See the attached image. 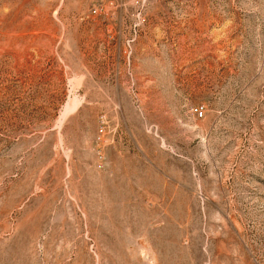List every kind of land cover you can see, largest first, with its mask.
<instances>
[{
  "label": "rangeland",
  "instance_id": "1",
  "mask_svg": "<svg viewBox=\"0 0 264 264\" xmlns=\"http://www.w3.org/2000/svg\"><path fill=\"white\" fill-rule=\"evenodd\" d=\"M0 264H264V0H0Z\"/></svg>",
  "mask_w": 264,
  "mask_h": 264
},
{
  "label": "built area",
  "instance_id": "2",
  "mask_svg": "<svg viewBox=\"0 0 264 264\" xmlns=\"http://www.w3.org/2000/svg\"><path fill=\"white\" fill-rule=\"evenodd\" d=\"M95 10L94 9H92V12H94ZM192 112H193V114L195 115V116H198V117H200V116H202V113H203V111H202V107L201 106H194L193 108H192Z\"/></svg>",
  "mask_w": 264,
  "mask_h": 264
}]
</instances>
